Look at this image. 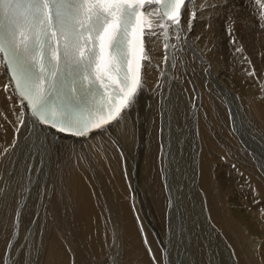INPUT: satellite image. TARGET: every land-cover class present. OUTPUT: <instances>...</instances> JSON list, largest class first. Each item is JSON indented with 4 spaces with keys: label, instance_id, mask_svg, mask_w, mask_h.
Returning a JSON list of instances; mask_svg holds the SVG:
<instances>
[{
    "label": "bare ground",
    "instance_id": "1",
    "mask_svg": "<svg viewBox=\"0 0 264 264\" xmlns=\"http://www.w3.org/2000/svg\"><path fill=\"white\" fill-rule=\"evenodd\" d=\"M203 2L196 0V6ZM208 3H220V0H208ZM245 4L252 22H243V15L237 14L228 20L221 33L214 26L223 6L214 10L201 9L197 13L199 19L193 20V31L181 33L184 39L179 47L185 55L189 38L191 52L195 47H202V39L216 49L220 62L226 60L232 72L225 70L230 81L222 74V84L212 78L210 81L215 88L211 85V91L205 89L207 77L194 76L205 103L191 120H187L191 89L185 83L177 97L173 116L164 123V127H171L172 131L166 132L160 142L161 117L166 119V111L147 113L148 124L147 120L139 123L141 112L152 100V88H159L162 69L167 70L169 79L177 77L178 69L172 67L178 59L176 51L174 48L167 50L170 63H165L162 36L145 38L152 61L151 64L145 62V90L138 94L123 122L109 127L107 132H93L88 137L72 136L34 123L30 109L20 104L8 70L0 66V264H152L144 241L147 237L156 239V234L148 225L161 219L165 223L161 226V235L169 241V225L181 220L182 213L177 212L180 203L184 205L187 224L191 225V233L181 226V239L190 241L186 247L192 251L195 264H264V256L255 251V248H264L261 234L248 236L242 227V221L245 225L253 216L254 206L248 204H256V198L264 197V182L258 179L257 173L260 166L259 172L264 178V138L257 141V147H252L244 144L235 131L238 127L246 129L257 123L264 131V88L256 84L250 73L246 61L250 52L243 43L241 30L252 23L263 32L264 28L260 27V10L255 0H245ZM188 8L192 9L193 5ZM170 43L175 44V40L172 38ZM207 62L213 68L211 61L207 59ZM196 63L201 73L208 69L202 59ZM171 88L174 85L169 80L167 91ZM225 95L236 98L232 105L233 116L237 115L234 108L237 104L240 117L233 123L226 103H215V114L210 113L212 101H222ZM245 104L249 106L247 114L244 113ZM165 107L168 109L167 103ZM138 125L143 138L133 135ZM217 129L222 132L220 135ZM192 132H196L199 141L200 149L195 151ZM169 137L173 142H169ZM203 140L207 141V152L224 162V180L228 184H223L220 192L208 184L211 202L207 194L198 190L200 199L195 201L196 204L201 201L202 213L200 208L197 210L203 215L198 217L193 213L196 196L190 200V192L193 197L199 184L189 185V178L196 179L200 175L199 181L202 180ZM70 144L92 153L93 171L87 167H83V172L59 171L63 166L59 153ZM170 147L173 153L167 164L165 151ZM42 154L49 160L43 164ZM192 161L198 162L191 175ZM242 179L250 194V201L242 202L244 208H248L244 211L230 206L232 196L241 188ZM200 188L206 190L205 185ZM242 204L239 200L240 209ZM206 211L213 224L222 229L215 236ZM212 213L216 221L227 219L228 223L219 226ZM172 232L169 233L170 242L174 239ZM223 238L230 243L224 249L221 246Z\"/></svg>",
    "mask_w": 264,
    "mask_h": 264
},
{
    "label": "snow or ice",
    "instance_id": "2",
    "mask_svg": "<svg viewBox=\"0 0 264 264\" xmlns=\"http://www.w3.org/2000/svg\"><path fill=\"white\" fill-rule=\"evenodd\" d=\"M255 3L264 28V0ZM222 6L227 0H0V66L34 123L76 137L107 132L145 90V38L162 36L170 63L173 34L182 41L198 11Z\"/></svg>",
    "mask_w": 264,
    "mask_h": 264
},
{
    "label": "rangeland",
    "instance_id": "3",
    "mask_svg": "<svg viewBox=\"0 0 264 264\" xmlns=\"http://www.w3.org/2000/svg\"><path fill=\"white\" fill-rule=\"evenodd\" d=\"M248 9L249 8L246 6L245 0H229V3L227 4V6L222 7V10L220 14L218 15L217 24L214 26V28L222 33V31H224L223 27L228 23V20L231 21V19L237 14L243 15V19H244L243 22H245V20H247L246 22H252L253 19L249 15ZM241 30L244 36L243 43L247 45L249 52H250V55L247 56V59H246L247 65L250 69V73L253 79L255 80L256 84L264 88V32L260 30L259 28H256L253 23L252 25L244 27ZM192 31L193 29L191 30V32ZM172 38L175 40L176 47L174 48V50L176 51L175 53L177 54L176 58H178L175 61V67H174L175 69H178L177 77H172L169 79L166 74L167 70H163L161 67L162 69L160 73L161 82H159V88H157V90H153L152 88L151 94H150L152 97V100L150 104L146 106L145 110L141 112L140 114L139 125L142 123V121L145 123L146 120L148 124L149 116H146L147 113L153 114V113H156L157 111H166V113L168 114L166 116V119L163 120L161 117V122H162L163 127L161 129V134L158 138L159 142L162 139V137H164L166 132L171 133L172 131L171 127L165 128L164 123L166 122L168 118H171L173 116V111L174 109L177 108L176 107L177 97L179 94L182 93L181 88L184 86L185 83H188L191 89L190 96H188L191 99L190 113L188 114V118H187V120H191V118H194V115H197L198 109L201 106H203L205 103L202 93L199 90L198 84L195 82L196 78H194V76L197 77L198 75L200 78L207 77L206 83H205V89L208 91H211L213 90L212 86L214 87V85L210 81L212 78H214V80L222 84V79H221L222 74L225 77H227L226 80L230 81L229 79L230 76L227 75L225 70H227L228 72H232L230 65L226 63V60L222 59L223 62H220L216 49L210 46V44L204 43L202 39H200L203 44L202 47H195L194 51L191 52V49H190L191 40L189 38V42L186 43L185 45L186 51H187L185 55L184 52H182V49H180L179 47V43L181 42L176 41L174 34ZM193 39L195 38L193 37ZM178 47H179V50H177ZM201 54H203V56ZM200 59H202L205 62V65L208 68L204 73H201L196 67L197 66L196 62ZM207 59L211 61L213 68L207 62ZM223 65H224V68L222 67ZM217 73H219V75ZM169 80L174 85V88H171L170 90L167 91V83ZM235 100L236 98L232 96H228V95H225L222 101L214 99L210 106V113L215 114L214 113L215 103H218V104L221 102L226 103L228 104V111L230 113L231 123H233L235 119H238L240 117L237 104L234 105L237 115L233 116L232 105H233V101ZM166 103H167L168 109L165 107ZM169 103H173V105H169ZM161 108H165V110H162ZM245 108L246 109L244 113L247 114L249 112V106L245 104ZM205 118L208 119L207 116ZM217 119H220V118L217 117ZM208 121L210 120L208 119ZM139 125L136 127L138 128V131L133 132V135L136 136L137 138H143L142 133L140 132V129H139ZM197 125H198V122H197ZM249 126L250 127L246 129L238 127L237 129H235V131L244 144H248L249 146H252V147H257V144H258L257 141L260 138H264V131L260 127V124L258 123L251 124ZM211 127H214V126H211ZM216 132L218 135L222 133L219 131V129H217ZM191 134H192L193 141L196 144L193 151L200 149L198 146L199 141H197L196 136H195L196 132H192ZM227 140L231 142L230 138L228 137H227ZM169 142H173L172 137H169ZM206 142H207L206 140L201 141V145H202L201 150L204 153V158H203L204 171L201 176L202 180L201 182L199 181L200 175H198L196 179L194 177L189 178V185H191L192 183L199 184V188L194 189L193 197L190 192V196H191L190 200L196 196L193 199L195 202V206H194L195 208L193 210V213L195 212L194 214L198 215V217L199 215L203 216L202 214L198 213L199 208H200L199 212H201V207H200L201 201L197 204L195 201L196 199L198 201L200 199L198 195V190H200V192H203L204 194H207L209 197L208 188H207L208 184L214 185L217 189V192L221 191L223 184H228V181L224 180L225 171H224V167H222V163L224 162L216 159L213 156V154L207 152ZM71 148H75V150H71ZM172 153H173V147L166 149L165 161L167 162V164H170L171 162L170 156ZM59 154L61 155L62 163H63V166L62 168H59V171H67L69 169H76L80 172H83V167H87L89 171H93V166L91 162V159L93 158L92 153L81 151L78 149L76 145L70 144L66 146V148L61 150ZM45 160H48L47 156L45 154H42V158H41L42 164ZM197 162L198 161H192L191 175L194 174L193 168ZM257 169H258L257 170L258 179L264 182V178L261 176L259 172V169L261 170L260 166H258ZM244 176L245 175H243V177ZM241 182H242L241 188L239 189V192L234 193V195L232 196L231 201H230V206L233 209L244 211V210H247L248 208H244L245 205H243L242 202L250 201V194L247 190V184H244L245 183L244 179H242ZM259 183L261 184V182ZM202 185L206 186V190H203L200 188V186ZM239 200H241V204L243 205L242 209L239 208ZM211 201L212 200L210 199V202ZM255 203L256 204H253V203L248 204V205L251 204L254 206L253 211H252L253 216L251 217V220L245 225H244V222H243L244 220H243L242 227L246 230L248 236H253L255 233L261 234L262 241L264 244V197L260 196L256 198ZM196 205L198 206V208ZM153 207L155 208V205ZM177 212L179 214L182 213L180 219L183 222L181 220H178V222L176 223L174 221L173 226L171 224L169 225L167 229V238L169 241L165 240L161 235V226L163 225L165 226V223H163L161 219H155L151 223V225H148V229L152 233L156 234V239L147 237V239L144 241L145 252L147 254L148 259L151 261L152 264H185L182 261L187 262L186 264H195V259L193 257L192 251H190V249L186 247L187 243H189L190 241L186 242V239H187L186 235H185L186 239H181V236H182L181 234L183 233V231H181L182 225L185 227V229H187L191 233V225L189 223L187 224V219L183 215L184 205L182 203H180L177 206ZM206 213L208 216L209 224L214 230V236H215L216 233L217 232L220 233L222 229L221 230L218 229V227L214 225L213 222L211 221L208 211H206ZM212 215L216 221V216L213 213ZM184 221H185V224H183ZM216 222L217 224H219V226H222L224 224H227L228 220L224 219L220 222L218 221ZM167 225H168V222H167ZM171 228L173 232L171 231ZM171 232H172V237L174 238L173 242H170L169 233ZM233 244L236 245L235 241H233ZM228 245H230V243L225 242V238H223V244L221 245L222 248L224 249V246H228ZM255 251L256 253H259L264 256V248L263 249L255 248ZM153 257H155V259H153Z\"/></svg>",
    "mask_w": 264,
    "mask_h": 264
}]
</instances>
